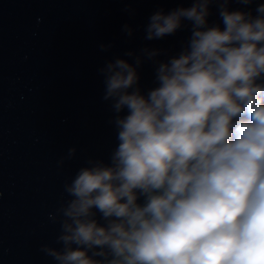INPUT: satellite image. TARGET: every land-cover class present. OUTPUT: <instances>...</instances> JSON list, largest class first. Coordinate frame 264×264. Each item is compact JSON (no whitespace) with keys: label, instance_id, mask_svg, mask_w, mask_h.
Returning a JSON list of instances; mask_svg holds the SVG:
<instances>
[{"label":"clouds","instance_id":"clouds-1","mask_svg":"<svg viewBox=\"0 0 264 264\" xmlns=\"http://www.w3.org/2000/svg\"><path fill=\"white\" fill-rule=\"evenodd\" d=\"M232 2L153 12L144 39L187 21L182 50L157 60L165 50L146 46L100 69L118 144L110 163L90 161L65 184L63 248L44 246L58 264H264V3L253 15ZM146 59L156 86L144 92Z\"/></svg>","mask_w":264,"mask_h":264},{"label":"water","instance_id":"water-1","mask_svg":"<svg viewBox=\"0 0 264 264\" xmlns=\"http://www.w3.org/2000/svg\"><path fill=\"white\" fill-rule=\"evenodd\" d=\"M191 3L0 0V264H58L44 246L63 248L58 210L71 199L65 184L90 161L110 163L118 144L100 69L121 57L134 61L125 54L146 46L165 50L157 60L178 53L189 22L155 41L144 39L145 27L153 12ZM261 3L229 6L256 15ZM210 7V24L219 23V4ZM155 67L146 59L139 69L144 92L156 86ZM71 148L76 153L69 157Z\"/></svg>","mask_w":264,"mask_h":264}]
</instances>
